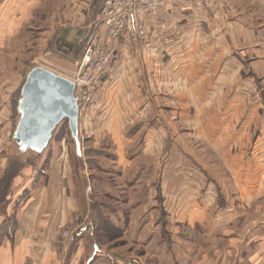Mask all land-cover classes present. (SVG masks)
<instances>
[{"label": "rangeland", "instance_id": "1", "mask_svg": "<svg viewBox=\"0 0 264 264\" xmlns=\"http://www.w3.org/2000/svg\"><path fill=\"white\" fill-rule=\"evenodd\" d=\"M34 1L37 7L29 24L20 27L8 42L6 35L0 42V166L5 167L4 176L14 175L23 165L40 172L47 164L71 170L85 213L84 226L92 232L84 237L88 261L95 256L108 264L117 259L140 264H217L218 257L219 264H244L249 233L264 223L262 98L255 101L252 93L244 92L247 106L243 110L231 111L229 106L228 112L213 113L215 120L208 121V127H190L188 122L182 123L188 120L187 114H173L168 109L162 116L144 112L145 102L134 98L140 87L151 90L152 85L131 84L106 74L89 89L91 99L79 102L77 141L65 119L41 156L26 151L19 158L20 151L11 139L21 118V91L28 74L43 67L66 75L64 65L69 60L59 31L77 11L97 22L105 0ZM235 1L225 0L228 5ZM239 3L251 10L244 19L251 22L252 29L264 22V6L251 0ZM55 29L52 41L41 46L47 32ZM97 32L86 34L79 55L85 56L93 47ZM258 47L264 59V44ZM95 48L110 54L103 47ZM113 57L111 53V61ZM254 64L251 71L264 91V61ZM249 65L244 66L248 73ZM77 75L78 70L73 78ZM214 95L215 91L211 96L217 98L216 104L220 95ZM131 157L136 161L129 166ZM207 167L209 171L203 170ZM149 185L154 192L152 204L144 192ZM147 199L148 208L153 209L132 212V207H140ZM69 231L73 238L72 229ZM233 247L237 250L228 249ZM217 248L222 250L220 258L213 251Z\"/></svg>", "mask_w": 264, "mask_h": 264}, {"label": "crops", "instance_id": "2", "mask_svg": "<svg viewBox=\"0 0 264 264\" xmlns=\"http://www.w3.org/2000/svg\"><path fill=\"white\" fill-rule=\"evenodd\" d=\"M239 1L228 5L225 0H165L163 6L143 19L147 37L136 44L130 42L127 32L119 39L111 38L99 16L97 22H93L89 16L79 15L77 11L71 16L72 21L59 31L69 60L64 65L66 75H61L72 80L82 57L79 44L90 31L97 29L91 46L103 47L114 54L107 76H116L131 84L136 81L153 86L151 90L145 85L143 90L140 87L139 96L134 98L145 102L144 112L148 116H162L168 109L173 114H187L188 120L182 123L206 128L208 121L215 120L213 113L219 110H243V106H247L244 92L252 93L255 101L262 98L259 109H264V91L259 89L261 80L256 77L252 65L255 62L254 66H257L261 60L264 61L258 47L264 44V22L253 28V32L251 22L244 19L251 10L242 8ZM251 1L258 7L264 6V0ZM36 7L34 0H0V42L5 35L8 42L20 27L29 24ZM15 12L17 14L14 15ZM55 32L56 29L50 31L51 35L47 32L48 35L39 42L41 46H47ZM245 65H249V73ZM218 83L222 86L219 87ZM214 91V96L220 95L216 104L217 98L211 96ZM15 130L11 143L19 150L14 139ZM50 142L43 152L49 148ZM43 152L35 156H41ZM26 153L20 151L19 158ZM134 158H129V166L135 163ZM4 169L0 166L2 190L6 187L3 184L4 174H7ZM11 176L8 192L0 202V264H83L88 254L85 234L89 232L92 235V232L84 226L85 213L71 170L64 165L61 168L56 165L48 167L47 164L46 169L40 172L35 167L24 168L23 165ZM139 179L142 180L143 176L135 178L134 182ZM144 192L152 204V186L149 185ZM147 201L140 207H132V212L153 209L148 208ZM133 223L131 220L130 225ZM70 229L73 238L64 236V231ZM249 234L243 263L264 264V223ZM228 249L237 250L235 247ZM213 251L220 258L222 250L217 248ZM215 259L219 264L218 257ZM96 260L93 256L84 264L107 262ZM112 264L140 262L117 259Z\"/></svg>", "mask_w": 264, "mask_h": 264}, {"label": "water", "instance_id": "3", "mask_svg": "<svg viewBox=\"0 0 264 264\" xmlns=\"http://www.w3.org/2000/svg\"><path fill=\"white\" fill-rule=\"evenodd\" d=\"M24 83L18 110L21 118L14 137L19 150L41 154L65 119L77 141L80 114L75 83L43 67L33 69Z\"/></svg>", "mask_w": 264, "mask_h": 264}, {"label": "built area", "instance_id": "4", "mask_svg": "<svg viewBox=\"0 0 264 264\" xmlns=\"http://www.w3.org/2000/svg\"><path fill=\"white\" fill-rule=\"evenodd\" d=\"M165 4V0H105L100 12V22L104 25L111 38L119 39L125 32L136 44L147 37L143 19L150 16ZM111 53L90 47L78 61V75L72 78L76 85L75 96L80 101L87 100L89 89L96 86L106 76L110 68ZM69 237L70 232L64 231Z\"/></svg>", "mask_w": 264, "mask_h": 264}, {"label": "trees", "instance_id": "5", "mask_svg": "<svg viewBox=\"0 0 264 264\" xmlns=\"http://www.w3.org/2000/svg\"><path fill=\"white\" fill-rule=\"evenodd\" d=\"M55 133V132H54ZM54 136V134H53ZM43 152V151H42ZM11 177L12 176H4V181H3V184H5L6 187H3V190L0 189V202L3 201L4 199V195L8 192V187H9V183L11 181ZM2 191V192H1Z\"/></svg>", "mask_w": 264, "mask_h": 264}, {"label": "bare ground", "instance_id": "6", "mask_svg": "<svg viewBox=\"0 0 264 264\" xmlns=\"http://www.w3.org/2000/svg\"><path fill=\"white\" fill-rule=\"evenodd\" d=\"M72 80H74V79H72ZM72 80H71V81H70V80H68V81L72 82Z\"/></svg>", "mask_w": 264, "mask_h": 264}]
</instances>
